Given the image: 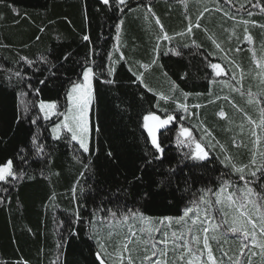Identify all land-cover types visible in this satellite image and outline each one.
<instances>
[{
    "label": "trees",
    "instance_id": "obj_1",
    "mask_svg": "<svg viewBox=\"0 0 264 264\" xmlns=\"http://www.w3.org/2000/svg\"><path fill=\"white\" fill-rule=\"evenodd\" d=\"M217 1L223 3L128 0L124 12H118L115 0L109 6L101 0H0V164L11 159L25 173L22 179L0 182V264H120L116 252L124 236L111 231L107 222L121 223L133 212L180 218L187 207L202 220L206 205L200 197L212 204L226 182L231 187L225 195L244 189L232 164L249 165L244 173L248 186L264 189V175L249 174L253 154L259 165L264 153V128L258 127L257 152L253 137L240 135L239 129L253 128L246 117L254 111L258 125L264 107L249 103L250 93L253 100L264 93V74L254 68L255 75L247 58L239 56L249 52L246 38L252 35L263 53L264 0H231L223 6ZM163 33L171 39L158 40ZM89 61L96 109L90 150L84 153L67 133L53 137L55 121L44 117L39 103L66 108L71 86L80 82L82 66ZM211 63L222 65L225 73L216 76ZM161 93L168 99H160ZM150 112L177 117L168 130H161V160L152 159L155 149L143 126ZM181 124L209 152V161L200 167H190L193 161L184 156L189 149L177 142ZM34 137L42 153L33 145ZM149 190L163 194L145 199ZM190 228L203 235L199 220ZM176 229L187 238V229ZM232 237L227 233L218 235L219 243L210 240L213 253L220 255L222 245L235 255L241 242ZM172 256L169 250L167 259Z\"/></svg>",
    "mask_w": 264,
    "mask_h": 264
},
{
    "label": "snow or ice",
    "instance_id": "obj_2",
    "mask_svg": "<svg viewBox=\"0 0 264 264\" xmlns=\"http://www.w3.org/2000/svg\"><path fill=\"white\" fill-rule=\"evenodd\" d=\"M101 2L102 4L109 6L111 0H101ZM229 2H231V0H229ZM115 3L117 5L118 12H124V9L128 7V0H115ZM129 10L131 9L129 8ZM148 11L151 12V8H148ZM153 15L155 14L153 13ZM249 15H251V13H249ZM155 22L159 25L161 30H163V25L158 17L155 18ZM120 23H122V21ZM245 23L248 22L245 21ZM192 27L193 26L191 24L188 26V33L192 32ZM195 27H200V25L197 23ZM261 27H264V25ZM117 29L119 30V24L117 25ZM179 35H184V33H180ZM161 38L166 41L171 39L167 33H163V36L158 37V40ZM37 39H39V37H37ZM83 39L88 41L90 37L85 35ZM247 39L250 41L251 37L249 36ZM158 47L159 45H157V49ZM220 47V44L216 43V48L219 49ZM237 51H239V49H237ZM179 54L180 53L178 52L177 55ZM22 59L28 61L27 57H23ZM118 59H123V55L121 54ZM155 62L156 61L153 60V63ZM29 63L31 62L29 61ZM45 63H47L46 60ZM91 63L93 62L89 61V66H82L83 70L80 82H74L71 86L70 92L68 93V99L72 102V115H65L63 122L56 124L52 128V132L55 134V138L57 139L60 138L62 130H66L67 133H70L71 141H75L79 149L84 153L89 152L90 146L88 112L90 103L93 99V80L95 78L94 69L90 66ZM232 63H234V61ZM145 67L147 66L145 65ZM210 67L215 70L216 76H220L222 73H225V68L221 67L218 63H211ZM259 67L262 72H264V63H260ZM114 70V68H109V72H113ZM20 75V72H16L17 77ZM233 78L235 79V77ZM106 82L112 83L113 81L108 80ZM40 83L43 84L45 81L41 80ZM27 87L30 88L31 85H27ZM149 90L151 91V89ZM34 91L38 93L39 89H35ZM184 95L187 96L189 94L184 93ZM251 97L252 94L250 93L249 103L255 102L258 104H264V93L257 95L255 100ZM160 99L167 100L168 97L161 93ZM180 107L184 109V111H187V105L180 104ZM195 107H200V105H195ZM39 108L47 119L51 115L56 114L57 105L55 102L40 101ZM219 115L223 117L225 113L221 111ZM249 119L251 120V118ZM174 120H177V117L171 114L161 118L160 116L150 112L144 117L145 123L143 126L147 130L150 137V143L155 149V154L152 159L161 160L163 158L165 149L162 147V140L160 139V136L163 135L161 130H168L169 125H171ZM251 122L253 124L256 123L255 121ZM33 123H35V121H33ZM257 126L264 128V107H261L260 109V120ZM97 131H99L98 126ZM205 133L207 134V129H205ZM252 135L256 136V133L253 132ZM177 142L181 146H186L189 149V151L185 152L184 156L185 159L193 161L190 167H200L203 165V162L209 161V152L200 143V141L197 140L196 136L193 135L191 128L185 127L181 124ZM257 142H259V138H257ZM33 145L37 147L39 153L43 152V147L37 145L35 137L33 138ZM109 155H111V153H109ZM260 155L262 159L259 165H257L255 153L250 160V165L253 166V170L249 173L251 177H256L257 172L264 175V153H261ZM225 159L230 161L231 157H225ZM21 160L25 163L27 162L23 156H21ZM147 163L151 164L152 160H148ZM231 167L238 174H240V179L244 181L245 187L243 190L237 187L236 192H228L225 195L227 189L231 187V183L226 182L215 193V201L212 204H209V202L203 197L199 198L206 205L203 209L204 217L202 220L198 213H193L192 207H187L184 215L179 218L183 221L185 217L189 216V213H193L195 218L191 220V223L195 225L199 220L203 235H197L193 232L192 228H188L187 238L184 233L177 234L176 232H173L170 249L166 232L161 233L165 239H161L159 241L146 239L144 240L145 247L143 250L144 255L142 256L141 264H145V262H147V264H223L225 258L227 261L231 262V264H252V257L257 256L261 258L262 264H264V211H261V209H264V189L257 192L254 188L248 186L250 181L245 179L244 173L249 168V165L237 167L235 164H232ZM171 171H175V169H172ZM24 175L25 173L14 167L13 160L11 159H8L6 162L0 164V182L8 184L11 181L22 179ZM136 179L142 180V176H138ZM163 183L164 182L161 181L157 185V188H160ZM5 191H7V189H5ZM241 191L242 195L237 196V193ZM162 194L163 193L161 191L149 190L143 193V197L145 199H149ZM215 205H222V207L217 210L219 213V222L210 224V220L215 219V217L209 216V208L214 207ZM249 205L252 210L259 213L258 216L253 215L252 210L248 207ZM112 215L115 217L117 214L114 212ZM131 215L134 216L136 213L133 212ZM230 215L231 218L229 219ZM122 219L126 221L130 219V216L126 215ZM141 219H143V217H141ZM165 219L171 218L166 217ZM204 224H209V226L213 229V234L211 236L208 234L209 227H204ZM221 229H223V232H220ZM149 231H151V229H149ZM227 233H232L240 239L241 243L238 254L235 258H233V256H229L226 251H222L221 257L218 259L213 254L210 240H217L219 243L217 239L218 235H226ZM136 237V232H129L123 238L119 246V250L116 252V255L120 259V264H136L132 255L133 249L131 247V245L138 242ZM101 248L103 249L104 245H101ZM245 249H248V253L244 251ZM169 250L173 253L171 261L167 259ZM205 252L206 258L202 259ZM96 256L100 259L101 252H97ZM246 256L247 260L245 262L243 258ZM101 264H104L103 260H101Z\"/></svg>",
    "mask_w": 264,
    "mask_h": 264
},
{
    "label": "rangeland",
    "instance_id": "obj_3",
    "mask_svg": "<svg viewBox=\"0 0 264 264\" xmlns=\"http://www.w3.org/2000/svg\"><path fill=\"white\" fill-rule=\"evenodd\" d=\"M219 2V1H217ZM227 2L229 4H231L228 0H223V3L219 2L220 6H223L225 3L227 4ZM253 7V6H252ZM246 42L247 43H251V40L249 41L247 38H246ZM120 53H122V51L120 50L119 51ZM221 67H223L221 65ZM224 68V67H223ZM226 82V81H225ZM94 89V88H93ZM70 92V91H69ZM57 105V109H56V114L55 115H51L49 118H47L48 120H54L55 121V124L53 125V127L58 124V123H61L63 122L64 120V116L65 115H69L71 116L72 115V112H71V109H72V102L68 99L67 100V106L66 108L62 109L60 108V106L58 104ZM95 109H96V97H95V92L93 93V99L90 103V106H89V112H88V117H89V136H90V144H91V136H92V131H93V127H92V118L94 117V114H95ZM42 112V111H41ZM255 111L253 112V114H247V119L248 121H255L256 118H255ZM258 115H259V112H257ZM42 114L44 115V113L42 112ZM45 117V116H44ZM251 118V120L249 119ZM256 122V121H255ZM252 123V122H251ZM52 127V128H53ZM252 127L253 128H250V129H244V127H240L239 126L237 128L240 129L241 134H248L249 133V137H253V141H254V144H253V152H257V149H258V142H257V138L259 137V132H258V126H257V123L253 124L252 123ZM255 132L256 133V136H253L252 133ZM67 131L66 130H62L61 131V134H60V137L63 135V134H66ZM69 135V137H71V134L70 133H67ZM52 135L53 137L55 138V134L52 132ZM57 139V138H55ZM75 142V141H74ZM234 144V148H235V141H233ZM76 143V142H75ZM237 145H239L237 143ZM257 146V147H256ZM89 150H90V146H89ZM234 175H235V171H233ZM245 187V186H244ZM222 207V205H215V207H212V208H209V211L211 210V216H213V213H214V216L217 218V221H219V213H218V209H220ZM251 207V206H250ZM250 210H252L251 208H249ZM261 211H264V209H261ZM253 212V215L254 216H258L259 213L255 212V210H252ZM141 217H143V219H141ZM195 217L194 216H190V213H189V216L188 217H185L183 221H181L179 218H171V219H165V218H156V217H148V216H144L140 213H136V215H131L130 216V219L128 220H124L123 222L121 223H117V224H113V222H107L105 225L107 227H109L111 229V231L115 232V233H119V234H123V236L125 237L129 232H136L137 233V237H136V240L138 241L137 243L131 245L132 249H133V254H136L138 255L135 259L136 261V264H141V259H142V256L144 255V247H145V244H144V240L148 239V240H156V241H159L161 239H165V237L163 235H161V233H164L166 232L167 233V239L169 240V245H171V242L173 237H172V233L173 232H176L177 233V227L180 226V228L184 231H186L185 229L188 230V228L192 227V226H195L191 223V220L194 219ZM231 218V215L229 216V219ZM149 229H151V231H149ZM213 231L212 228H209V231ZM220 232H222V229L220 230ZM230 235H234L232 233H229ZM235 239H239L238 237H232ZM237 246V245H235ZM239 246H238V250H239ZM238 250L235 251V255H230L228 254L229 256H233V258H235V256L238 254ZM220 255H215L214 253V256L217 257L218 259L221 257V254H222V245H221V248H220ZM246 253H248V249H245L244 250ZM228 253V252H227ZM150 254V252H149ZM250 254V253H249ZM203 259L206 258V252L204 253V256L202 257ZM246 262L247 260V256L243 258ZM225 263H231L229 261H227V259L225 258ZM145 264H147V262H145ZM252 264H262V260L259 256L257 257H252Z\"/></svg>",
    "mask_w": 264,
    "mask_h": 264
},
{
    "label": "crops",
    "instance_id": "obj_4",
    "mask_svg": "<svg viewBox=\"0 0 264 264\" xmlns=\"http://www.w3.org/2000/svg\"><path fill=\"white\" fill-rule=\"evenodd\" d=\"M215 12L212 11L211 13L217 14V12L216 13ZM261 28H264V27H261ZM250 37H251V43H248L250 45V48L248 50L249 52L247 54H241L239 56H240L241 60L245 59V61H246V58H247V62H249L250 66L253 68V73H255V75H257V72L254 70V68L257 70H260L259 64L264 63V50L263 51L261 50L263 53L259 52V50L263 49V48L259 49V47H257V41H256V38L253 37V35ZM241 64H244V63L241 62ZM241 64H239V65H241ZM263 74H264V72H263Z\"/></svg>",
    "mask_w": 264,
    "mask_h": 264
}]
</instances>
